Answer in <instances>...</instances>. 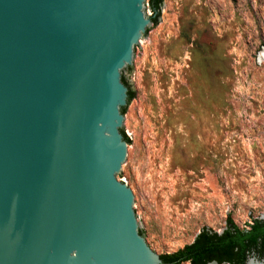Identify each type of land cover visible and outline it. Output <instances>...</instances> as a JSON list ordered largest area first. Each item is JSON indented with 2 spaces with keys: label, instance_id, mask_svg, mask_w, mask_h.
<instances>
[{
  "label": "water",
  "instance_id": "95a60500",
  "mask_svg": "<svg viewBox=\"0 0 264 264\" xmlns=\"http://www.w3.org/2000/svg\"><path fill=\"white\" fill-rule=\"evenodd\" d=\"M147 1L0 0V264H162L120 181Z\"/></svg>",
  "mask_w": 264,
  "mask_h": 264
},
{
  "label": "rangeland",
  "instance_id": "374dc122",
  "mask_svg": "<svg viewBox=\"0 0 264 264\" xmlns=\"http://www.w3.org/2000/svg\"><path fill=\"white\" fill-rule=\"evenodd\" d=\"M149 23L120 181L160 256L202 228L221 233L227 218L241 230L264 219V0H162Z\"/></svg>",
  "mask_w": 264,
  "mask_h": 264
},
{
  "label": "trees",
  "instance_id": "16d2710c",
  "mask_svg": "<svg viewBox=\"0 0 264 264\" xmlns=\"http://www.w3.org/2000/svg\"><path fill=\"white\" fill-rule=\"evenodd\" d=\"M149 9L153 16L150 21L156 24L160 14L162 0H148ZM127 86L129 103L134 96L128 83L121 77ZM126 107L121 109L125 113ZM123 139L129 145L128 137L121 130ZM264 260V219H253L247 229H239L231 219L227 218L226 227L221 233L202 228L192 243L183 246L173 253L160 255L162 264H245L250 256Z\"/></svg>",
  "mask_w": 264,
  "mask_h": 264
},
{
  "label": "bare ground",
  "instance_id": "6f19581e",
  "mask_svg": "<svg viewBox=\"0 0 264 264\" xmlns=\"http://www.w3.org/2000/svg\"><path fill=\"white\" fill-rule=\"evenodd\" d=\"M264 60V59H263ZM189 220V219H188ZM167 230V229H166ZM246 264H260V263H255L254 261H251L250 259L246 262Z\"/></svg>",
  "mask_w": 264,
  "mask_h": 264
},
{
  "label": "flooded vegetation",
  "instance_id": "af4514ba",
  "mask_svg": "<svg viewBox=\"0 0 264 264\" xmlns=\"http://www.w3.org/2000/svg\"><path fill=\"white\" fill-rule=\"evenodd\" d=\"M251 256H252V255H251ZM251 256H250V257H251ZM252 257H255V256H252ZM257 259H258V258H257ZM248 260H249V259H248ZM258 260H259V259H258ZM261 261H262V260H261Z\"/></svg>",
  "mask_w": 264,
  "mask_h": 264
}]
</instances>
